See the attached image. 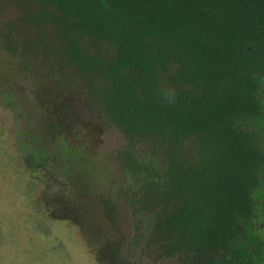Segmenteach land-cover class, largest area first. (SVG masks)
Returning <instances> with one entry per match:
<instances>
[{"label": "trees", "instance_id": "trees-1", "mask_svg": "<svg viewBox=\"0 0 264 264\" xmlns=\"http://www.w3.org/2000/svg\"><path fill=\"white\" fill-rule=\"evenodd\" d=\"M0 55L19 152L98 264H264V0H0ZM83 125L126 139L101 187Z\"/></svg>", "mask_w": 264, "mask_h": 264}, {"label": "rangeland", "instance_id": "rangeland-1", "mask_svg": "<svg viewBox=\"0 0 264 264\" xmlns=\"http://www.w3.org/2000/svg\"><path fill=\"white\" fill-rule=\"evenodd\" d=\"M4 80L5 73L1 71L0 84ZM18 84L14 86L17 98L28 102L30 93L23 87L32 89V85L21 80ZM15 127L13 113L0 102V264H98L94 246L99 245L104 235L101 227L90 226L82 217L70 216L71 211L57 206L55 190L47 192V185L40 184L43 174L31 171L20 154ZM83 129L80 138L94 155L87 177L97 187L104 186L118 169L111 152L123 147L126 139L114 126L104 128L102 133L95 126L83 125ZM98 164L101 171L97 176L94 168ZM57 184L74 195L67 183ZM49 187L54 188V184L49 183ZM55 213L59 220L53 219ZM65 215L66 220L62 218ZM92 215L93 212L89 217ZM93 218L98 219V216L95 214ZM115 231L119 234L131 232L128 214L117 221Z\"/></svg>", "mask_w": 264, "mask_h": 264}]
</instances>
